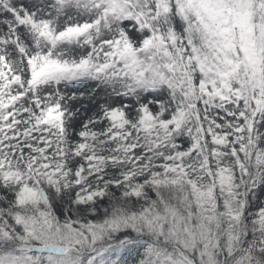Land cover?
I'll return each instance as SVG.
<instances>
[{"label":"snow or ice","instance_id":"obj_1","mask_svg":"<svg viewBox=\"0 0 264 264\" xmlns=\"http://www.w3.org/2000/svg\"><path fill=\"white\" fill-rule=\"evenodd\" d=\"M0 264H264V0H0Z\"/></svg>","mask_w":264,"mask_h":264}]
</instances>
